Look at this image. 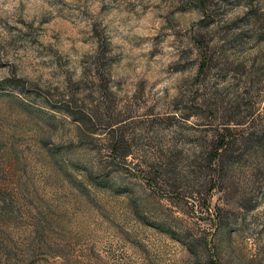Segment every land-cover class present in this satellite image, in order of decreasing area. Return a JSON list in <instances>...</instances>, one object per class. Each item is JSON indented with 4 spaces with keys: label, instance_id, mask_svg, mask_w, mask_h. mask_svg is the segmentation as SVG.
<instances>
[{
    "label": "rangeland",
    "instance_id": "1",
    "mask_svg": "<svg viewBox=\"0 0 264 264\" xmlns=\"http://www.w3.org/2000/svg\"><path fill=\"white\" fill-rule=\"evenodd\" d=\"M17 11L0 18V264H264V0Z\"/></svg>",
    "mask_w": 264,
    "mask_h": 264
},
{
    "label": "trees",
    "instance_id": "2",
    "mask_svg": "<svg viewBox=\"0 0 264 264\" xmlns=\"http://www.w3.org/2000/svg\"><path fill=\"white\" fill-rule=\"evenodd\" d=\"M69 112L72 115H76V112ZM234 146L235 144L230 140H226L224 135L219 136V138H217L214 143V155L212 158L215 163L219 164V166L222 168V171L224 170V167H226V163L231 160V154L233 153ZM125 155L128 156L129 154Z\"/></svg>",
    "mask_w": 264,
    "mask_h": 264
},
{
    "label": "clouds",
    "instance_id": "3",
    "mask_svg": "<svg viewBox=\"0 0 264 264\" xmlns=\"http://www.w3.org/2000/svg\"><path fill=\"white\" fill-rule=\"evenodd\" d=\"M27 4L28 0H0V18L8 19V23H15V20L18 18V9L21 4ZM25 19L29 17L25 15Z\"/></svg>",
    "mask_w": 264,
    "mask_h": 264
}]
</instances>
